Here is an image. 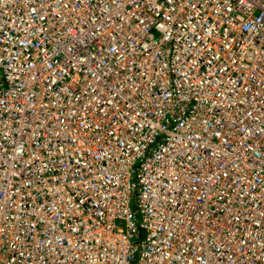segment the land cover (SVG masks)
I'll list each match as a JSON object with an SVG mask.
<instances>
[{
  "label": "built area",
  "instance_id": "built-area-1",
  "mask_svg": "<svg viewBox=\"0 0 264 264\" xmlns=\"http://www.w3.org/2000/svg\"><path fill=\"white\" fill-rule=\"evenodd\" d=\"M0 264H264V0H0Z\"/></svg>",
  "mask_w": 264,
  "mask_h": 264
},
{
  "label": "bare ground",
  "instance_id": "bare-ground-1",
  "mask_svg": "<svg viewBox=\"0 0 264 264\" xmlns=\"http://www.w3.org/2000/svg\"><path fill=\"white\" fill-rule=\"evenodd\" d=\"M248 112H249V111H247V114H248ZM232 114H233V112L230 113L229 115H232ZM256 117H257V116H256ZM153 125H154V124H153ZM256 125H258V124H256ZM159 190H160V186H159Z\"/></svg>",
  "mask_w": 264,
  "mask_h": 264
}]
</instances>
